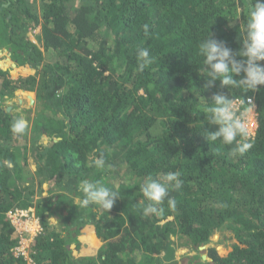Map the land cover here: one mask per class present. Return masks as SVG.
<instances>
[{"label": "trees", "instance_id": "1", "mask_svg": "<svg viewBox=\"0 0 264 264\" xmlns=\"http://www.w3.org/2000/svg\"><path fill=\"white\" fill-rule=\"evenodd\" d=\"M250 2L0 0V264H26L13 251L8 213L17 209L42 227L35 264H177L173 238L191 253L221 232L230 234L228 254L208 247V261L190 263L264 264V86L206 88L198 47L210 32L239 51ZM140 47L152 57L143 71ZM21 90L41 107L29 145L28 123L13 131L18 113L1 105ZM218 91L255 103L243 156L203 136L204 100ZM94 153L104 169L92 165ZM165 172L183 181L169 192L175 207L165 201L162 215L145 216L140 183ZM85 180L117 192L110 211L80 206Z\"/></svg>", "mask_w": 264, "mask_h": 264}, {"label": "clouds", "instance_id": "2", "mask_svg": "<svg viewBox=\"0 0 264 264\" xmlns=\"http://www.w3.org/2000/svg\"><path fill=\"white\" fill-rule=\"evenodd\" d=\"M149 28L148 24L143 26L145 36L150 35ZM240 38L241 47L236 52L226 42L212 38L210 32L199 42V55L202 57L207 79L206 88L214 87L219 81L221 89L233 87L241 88L245 93H255L260 90V86H264V64L260 63L264 61V0H251L247 18L240 28ZM136 56L139 71L152 63L150 51L146 47L138 48ZM251 101L252 97H248L247 112H239L232 97L229 98L222 92H216L210 101L204 100V120L209 126L204 138L208 142L219 141L229 146L233 156L245 155L253 147L251 142L240 139L248 136L247 113L253 111ZM24 127V122L18 121L14 124L13 131L22 132ZM90 160L97 169H104L106 166L102 154L94 153ZM8 166L11 167V163ZM179 177V172H165L159 174L158 178L148 175L143 179L139 192L144 198L142 211L145 216L162 215L165 201L170 207H175V201L169 192L182 187L183 181ZM79 191L83 193V199L79 200L80 206L98 205L107 212L119 198L116 191L99 181H82Z\"/></svg>", "mask_w": 264, "mask_h": 264}, {"label": "rangeland", "instance_id": "3", "mask_svg": "<svg viewBox=\"0 0 264 264\" xmlns=\"http://www.w3.org/2000/svg\"><path fill=\"white\" fill-rule=\"evenodd\" d=\"M1 105L3 108H5V110L11 111L12 113L14 112L18 113L20 120H22L24 124L28 123V127L26 126L27 129L25 130V136H27V138L26 137L24 138L27 139L26 145H29L30 143L28 142V138L31 136L30 128L33 119L35 118L36 114L40 111L41 108L36 101L35 93L24 90L17 91L12 97L6 98L3 102H1ZM255 124H256V118L255 119L251 118V122L248 124V129L254 130L256 126ZM22 142L19 144L20 148H22L23 145ZM19 151L20 153L18 152V159L20 160L21 159L20 155H22V150L20 149ZM36 193H38V191H36ZM49 222L51 224L58 223L57 217L55 216L50 218ZM26 229H30V227L24 228V225H21L20 227L15 229L16 236L18 237V239L19 237L21 239L19 240V244L23 246V251H24L22 256L20 255L19 257L23 258L26 261V264H34V262L30 260V253H31L32 243L34 241V238L36 237L33 238L32 233L27 232ZM19 230L20 233H18ZM30 231L32 232V228L30 229ZM22 232L24 233L22 234ZM229 236H230L229 233L221 232L220 234H218L213 238L211 244H209L208 246L200 247L198 249V252L194 251L191 253L188 251L187 248L179 246L180 242L176 238H173V241L176 242V246H177V248H175L174 261H177L178 262L177 264H194L193 262L190 263L189 260L191 257H196V256L197 257L200 256L201 258L203 256V258H206V260L208 261L206 254L208 247H214L217 250L218 255L223 257L227 255L228 252L230 251V242H229L230 238H228Z\"/></svg>", "mask_w": 264, "mask_h": 264}, {"label": "built area", "instance_id": "4", "mask_svg": "<svg viewBox=\"0 0 264 264\" xmlns=\"http://www.w3.org/2000/svg\"><path fill=\"white\" fill-rule=\"evenodd\" d=\"M234 101L236 102V107H237L238 111L240 110L241 112H247L248 98L245 99V103L246 104L242 103L243 100H241V99H234ZM251 103H252V106H253V111L247 113L248 124L251 122V118L255 119L256 116H257L255 103H254L253 100L251 101ZM241 106H246V109L245 110H241ZM255 125L257 126V121H256ZM256 126H255V128H256ZM255 128H254V130H249L248 129V134L253 136ZM8 217H9V219H10V221L13 224L15 229L20 227L21 225H24V228L25 227H27V228L30 227V229L32 228V232L30 231V229H26V230H27V232L32 233V237L33 238L37 237L42 232V227H41L40 221L37 218L34 217V214L31 215V212H29L27 210H18L17 209V210L11 211V212L8 213ZM18 233H20V230L18 231ZM23 233L24 232H22V234ZM19 240H21L20 237H19ZM23 252H24L23 251V246L21 244H19V242H18V246L15 247L14 253H15L16 256H20V255L22 256ZM30 260H32V259L30 258Z\"/></svg>", "mask_w": 264, "mask_h": 264}]
</instances>
